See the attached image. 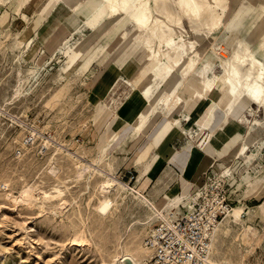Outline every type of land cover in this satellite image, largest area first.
Here are the masks:
<instances>
[{
	"label": "rangeland",
	"instance_id": "1",
	"mask_svg": "<svg viewBox=\"0 0 264 264\" xmlns=\"http://www.w3.org/2000/svg\"><path fill=\"white\" fill-rule=\"evenodd\" d=\"M78 1L0 0V264H123L126 255L152 264L145 242L160 217L136 192L178 194L172 211L184 213L218 182L241 222L215 233V261L264 264V107L244 92L231 98L217 61L233 54L235 28L221 29L217 50L203 54L212 88L196 74L181 84L163 77L130 119L139 126L122 123L112 134L120 108L148 87L153 61L134 22L118 19L70 65L109 17L98 9L86 23ZM233 6V25L264 61V0ZM109 177L119 184L104 193Z\"/></svg>",
	"mask_w": 264,
	"mask_h": 264
},
{
	"label": "bare ground",
	"instance_id": "2",
	"mask_svg": "<svg viewBox=\"0 0 264 264\" xmlns=\"http://www.w3.org/2000/svg\"><path fill=\"white\" fill-rule=\"evenodd\" d=\"M240 0H79L74 10L88 22L91 15L98 9L102 13H107L108 18L98 22L93 29L89 40L80 44L70 65H75L87 50L98 38H100L110 27V25L120 20L124 26L129 22H134L140 38L148 43L150 57L153 61L152 71L145 76L143 82L149 85L143 92L137 91L132 97L120 108L117 117L109 126V132L114 134L117 127L122 123H127L126 128L132 129L138 127V119L130 121L136 114L138 117L144 112L145 101L150 94L152 87L159 79L168 77L176 79L181 84L189 74H196L203 79L204 88H212L215 83L206 77L210 61L209 56H203L209 45L216 50L218 43L214 42L216 34L224 27L234 29L232 37L228 39L227 45L233 51L231 56L221 53L217 56L219 65L225 70V84L227 85V94L238 96L242 92L247 93V97L264 106V61L256 57L254 46H252L235 27L234 17H230L233 11V5ZM243 1V0H242ZM89 6L87 14L82 10ZM234 14V13H233ZM187 21V25L185 22ZM235 24V25H233ZM188 26L193 31L194 37L190 35ZM185 35H187L185 37ZM201 58L205 60L202 70L196 68L195 63ZM148 73V72H147ZM142 76V75H141ZM140 76V77H141ZM176 82V83H177ZM168 88L175 86L168 84ZM203 99L207 96L203 94ZM210 117L205 123L209 127L215 117L212 111ZM177 123V122H176ZM202 128V127H201ZM106 136L102 137L105 141ZM227 146V145H226ZM208 164H204L201 170H205ZM119 184L115 179L108 178L103 184L104 193H110L116 189ZM264 189V184H263ZM140 198L145 201L150 209L153 210L156 217H165L164 211L170 209L168 213H175L172 210L178 208L181 198L178 194H162L156 200L149 199L143 192H136ZM264 190L259 194L264 197ZM111 201L105 199L100 203L99 209L106 213L111 206ZM192 203H189V207ZM172 211V212H171ZM231 213V214H230ZM240 208H234L225 217L219 226L215 227L212 236V254L213 241L215 233H221L227 229L233 222L240 223ZM230 214V215H229ZM252 216V215H251ZM146 245V244H145ZM144 250L151 253L147 246ZM152 256V255H151ZM131 260L134 264H139L137 259L132 255L123 257V264Z\"/></svg>",
	"mask_w": 264,
	"mask_h": 264
},
{
	"label": "built area",
	"instance_id": "3",
	"mask_svg": "<svg viewBox=\"0 0 264 264\" xmlns=\"http://www.w3.org/2000/svg\"><path fill=\"white\" fill-rule=\"evenodd\" d=\"M232 205L226 185L218 182L197 193L184 213H166L145 242L151 250L150 263L218 264L212 254V236L219 222L234 209Z\"/></svg>",
	"mask_w": 264,
	"mask_h": 264
},
{
	"label": "crops",
	"instance_id": "4",
	"mask_svg": "<svg viewBox=\"0 0 264 264\" xmlns=\"http://www.w3.org/2000/svg\"><path fill=\"white\" fill-rule=\"evenodd\" d=\"M264 107V106H263ZM152 179V178H151Z\"/></svg>",
	"mask_w": 264,
	"mask_h": 264
}]
</instances>
